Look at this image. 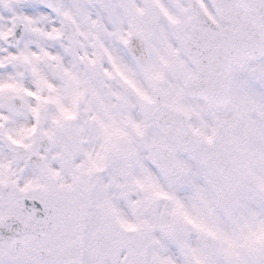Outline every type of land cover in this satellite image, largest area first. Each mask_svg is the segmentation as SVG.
<instances>
[{"label": "snow or ice", "instance_id": "1", "mask_svg": "<svg viewBox=\"0 0 264 264\" xmlns=\"http://www.w3.org/2000/svg\"><path fill=\"white\" fill-rule=\"evenodd\" d=\"M0 264H264V0H0Z\"/></svg>", "mask_w": 264, "mask_h": 264}]
</instances>
